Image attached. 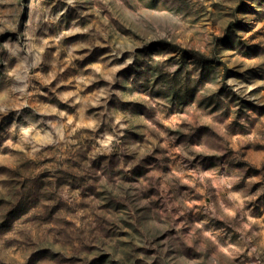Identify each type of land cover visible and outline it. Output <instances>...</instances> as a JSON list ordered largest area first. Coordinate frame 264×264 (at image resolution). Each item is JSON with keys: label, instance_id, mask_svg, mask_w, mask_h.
Returning a JSON list of instances; mask_svg holds the SVG:
<instances>
[{"label": "rangeland", "instance_id": "374dc122", "mask_svg": "<svg viewBox=\"0 0 264 264\" xmlns=\"http://www.w3.org/2000/svg\"><path fill=\"white\" fill-rule=\"evenodd\" d=\"M0 264H264V0H0Z\"/></svg>", "mask_w": 264, "mask_h": 264}]
</instances>
